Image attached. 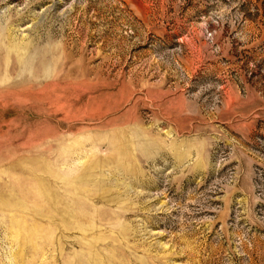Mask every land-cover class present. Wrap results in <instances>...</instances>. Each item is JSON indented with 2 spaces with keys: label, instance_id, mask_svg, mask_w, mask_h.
<instances>
[{
  "label": "rangeland",
  "instance_id": "1",
  "mask_svg": "<svg viewBox=\"0 0 264 264\" xmlns=\"http://www.w3.org/2000/svg\"><path fill=\"white\" fill-rule=\"evenodd\" d=\"M0 264H264V0H0Z\"/></svg>",
  "mask_w": 264,
  "mask_h": 264
}]
</instances>
